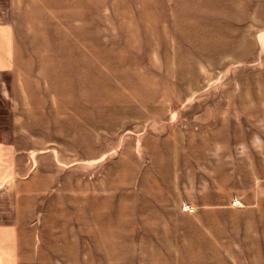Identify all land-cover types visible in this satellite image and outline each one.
<instances>
[{"label":"rangeland","instance_id":"rangeland-1","mask_svg":"<svg viewBox=\"0 0 264 264\" xmlns=\"http://www.w3.org/2000/svg\"><path fill=\"white\" fill-rule=\"evenodd\" d=\"M176 1L148 32L18 23L0 264H264V37L225 0Z\"/></svg>","mask_w":264,"mask_h":264},{"label":"crops","instance_id":"crops-1","mask_svg":"<svg viewBox=\"0 0 264 264\" xmlns=\"http://www.w3.org/2000/svg\"><path fill=\"white\" fill-rule=\"evenodd\" d=\"M176 4V0H0V75L8 73L13 77L11 83H4L3 86L0 81L1 91L5 90V93L0 94V100L6 102L9 98L12 103L17 100L16 71L20 64L19 48L22 47L18 38L24 34L19 33V22L23 23L22 32L26 31L25 27L33 32L43 31L47 27L45 30L48 31L47 35L53 36H56V30L48 28L49 25H40L41 22H81L95 26L98 25L95 23L99 22L140 23L139 31L148 32L151 28L144 23L178 21L174 8ZM225 4L227 9L224 21L227 23L238 21L241 38L264 37V0H225ZM232 5L239 7V13L232 14ZM40 15H44V18H37ZM117 24L115 28H120ZM141 35L151 36L149 33ZM256 86L257 88L260 86L258 81ZM15 126L12 130L15 136L11 142H8L6 136H0V169L6 161H17V151L21 148L18 146V130L14 128ZM1 134L3 130L0 126ZM2 258L4 257H0V261Z\"/></svg>","mask_w":264,"mask_h":264}]
</instances>
